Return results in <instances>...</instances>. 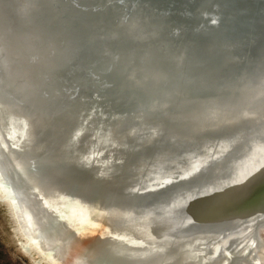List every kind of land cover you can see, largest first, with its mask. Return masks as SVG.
Segmentation results:
<instances>
[{
	"label": "bare ground",
	"instance_id": "obj_1",
	"mask_svg": "<svg viewBox=\"0 0 264 264\" xmlns=\"http://www.w3.org/2000/svg\"><path fill=\"white\" fill-rule=\"evenodd\" d=\"M65 1L0 0V175L29 188V194L22 192L24 197L19 198V193L12 189V195L0 181V202L15 217L17 235L24 237L30 261L264 264V188H260L264 181H260L264 174L263 49L198 74L183 66L187 58L190 62L194 58L192 52L183 63L172 59L169 70L146 53L140 66L134 64L132 54L114 46L126 37L121 30L91 36L88 49L77 51L73 35L52 28L56 18L76 15L66 12ZM214 1L202 2L200 10L209 11ZM44 10H54L55 17H45ZM83 11V16L94 20L96 14L90 16V9ZM242 12L255 14L250 7ZM234 14L226 15L220 33L236 32L243 37ZM113 16L107 13L103 21ZM249 18L252 23L256 19ZM213 34L217 33L208 36ZM148 35L128 34L137 41L147 40ZM98 42L106 44L105 51H96ZM141 70L144 77H135ZM122 73L127 76L126 84L114 85L112 76ZM143 86L146 99L139 101L135 92ZM103 114L109 115L105 121L114 127L116 138H128L133 129L146 126L159 130V142L130 157L125 172H135L137 166L136 171L145 177L152 170L166 169L170 164L163 160L177 150L162 149L165 139L193 147L214 144L238 131L240 138L232 140L238 154L233 149L223 156L216 152L213 158L200 155L194 164L188 161L182 168L175 166L176 170L169 171L170 178L157 177L158 186L141 196H126L122 184H107L98 177L99 150L86 158L87 166L51 164L54 154L67 152L73 127ZM60 120L68 128L51 141L50 131ZM85 136L78 146L81 150L89 143V135ZM62 146L64 153L57 151ZM143 154L147 157L141 160ZM250 188L254 197L239 206L243 202H236L246 201L245 191ZM187 203L193 207L189 212L184 207ZM137 207H145L141 225L120 227L111 235L92 228L90 218L97 208L120 212ZM183 215L187 216L179 230L167 229L170 220ZM249 224L259 227L257 236H246ZM156 237L159 243L153 246L149 240Z\"/></svg>",
	"mask_w": 264,
	"mask_h": 264
},
{
	"label": "water",
	"instance_id": "obj_2",
	"mask_svg": "<svg viewBox=\"0 0 264 264\" xmlns=\"http://www.w3.org/2000/svg\"><path fill=\"white\" fill-rule=\"evenodd\" d=\"M204 1L206 0H68L64 2L69 10H66V12L77 16L73 17L66 14L61 16V18H56L53 21L56 25H53L52 28L61 32H66L67 30L69 34L73 35L77 51L84 48L88 49V42L91 36L94 37L103 33L109 34L112 31L121 30L126 37L124 36L123 39L117 41V45L115 44L114 46H118L122 51L132 54L134 56V64L136 63L139 66L143 62L142 55L146 53L153 60L166 65L169 70L171 68L169 64L172 59H177L183 63L186 60L184 58H187V54L192 52L194 58L191 62L187 58V64L184 63L183 66L187 65L185 69L193 74L215 69L230 59L242 58L244 55L248 56L259 48L263 49L264 52V0H231L228 4H222L219 0H216L209 11L200 10V5ZM249 7L255 11L254 15L253 13L242 12V9H249ZM84 8L90 9V16L96 14L93 18L94 20H88L86 16L82 15V12L85 11H83ZM55 13L54 10H44L43 14L45 17L53 18ZM105 13H112L114 16L109 20L103 21L105 19L104 16H106ZM229 13H235L234 22L237 24L239 33H245L243 37L236 36V32H232V34L230 32L220 33L225 17ZM254 16L256 19L252 23L251 20L253 18L249 17ZM256 21L259 22L256 24ZM58 24L62 26L59 27ZM213 32L217 34L208 36L209 33ZM132 33H134L135 37L138 35L149 36L148 34H150V37H147V40L144 41H137L134 36H128V34ZM155 40L156 42L153 44L152 42ZM105 47V43L98 42L96 51L103 52ZM144 73V70L137 71L134 76L143 78ZM123 74H117V77L112 76L115 82L114 85H122L124 87L127 76ZM91 81L93 85H99L95 79H91ZM135 94L138 95L139 101L145 100L147 95L146 88L143 86V88L137 89ZM108 116V114H103L99 119L90 117L87 121L79 123V128L74 129L73 127L72 131L74 130V134L72 137L69 135L71 139L70 145L66 149L67 152L66 150L63 151L64 147L62 146L57 151L66 153L54 154V158L50 159L51 164L58 165L59 168L75 165L87 166L89 162L86 158L91 157L93 150H99L100 158L95 165L98 177L107 184H122L124 187L122 193L126 196H141V194L146 195L152 192L158 186L160 179L170 178L172 175V172H169L170 170H176L177 167L182 168L187 165L188 161L194 164L200 155L206 154L205 156H208V158H213L216 152L223 156L233 149H235L234 154H238V149L232 146V140L235 142L237 137H239L238 131L233 132V136L226 139L214 141V144L204 142L193 147H187L186 144L182 146L183 143H170L164 138L162 146L160 145L162 149H167L171 152L177 150L174 152L175 155L170 153L171 156L163 160V162L170 164L166 169L162 170L165 174L162 171L159 173L157 170H152L148 172V176L145 173L144 177L142 171H138L139 169L136 171V165L135 172H125L124 168L130 157H133L134 154L141 150L146 152L155 143L159 142V130L146 126V128L142 127L140 131L137 129H133L132 133L129 131L128 134L131 133V135L128 138H116L117 136L113 135L114 127L105 121ZM66 128H68L67 125L65 126V123H61L60 120L56 123L55 130L50 131V140H58ZM85 134L86 136L89 135V139H87L89 143L84 150H81L78 146L83 139L82 136L84 137ZM145 157L147 155L143 154L141 160ZM145 162L147 163L148 160ZM173 162L175 164L171 166ZM152 166L156 169L154 164ZM263 179L264 174L260 181ZM0 181L12 195L14 194L13 190L19 193V198L23 196L21 195L22 192L29 194L28 186L23 185L24 188H21L6 174L4 177L0 175ZM23 182L22 180L21 183ZM262 187L264 188V181L260 188ZM253 192V188L246 190V201L242 198L244 201L240 199L236 203L242 201L243 203L239 204V206L248 203L255 195ZM29 198L31 199V197ZM36 201L41 205L39 200ZM184 207L187 212L193 208L189 203ZM143 209L145 207H137L120 212H104L101 208H97L94 210L92 218H90L92 228L111 235V231L120 227H129L133 226V224L141 225V218L144 216ZM186 216L183 215L178 220H170L167 229L171 231L179 230ZM245 228L246 236L248 235V237L257 236L259 233V227H255L253 224H249ZM157 236L160 235L157 234ZM247 241V247H250V249L247 248L246 250H251V238L247 239ZM149 242L154 246L155 242L159 243V239L156 237L149 240ZM225 245H227V241Z\"/></svg>",
	"mask_w": 264,
	"mask_h": 264
},
{
	"label": "rangeland",
	"instance_id": "obj_3",
	"mask_svg": "<svg viewBox=\"0 0 264 264\" xmlns=\"http://www.w3.org/2000/svg\"><path fill=\"white\" fill-rule=\"evenodd\" d=\"M14 218L8 206L0 202V264H36L27 257L28 245L24 237L17 235Z\"/></svg>",
	"mask_w": 264,
	"mask_h": 264
}]
</instances>
